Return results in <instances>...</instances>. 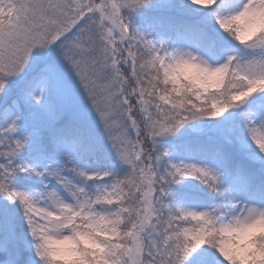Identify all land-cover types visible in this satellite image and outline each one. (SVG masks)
Segmentation results:
<instances>
[{"label": "snow or ice", "instance_id": "6c2138e0", "mask_svg": "<svg viewBox=\"0 0 264 264\" xmlns=\"http://www.w3.org/2000/svg\"><path fill=\"white\" fill-rule=\"evenodd\" d=\"M0 264H264V0H0Z\"/></svg>", "mask_w": 264, "mask_h": 264}]
</instances>
